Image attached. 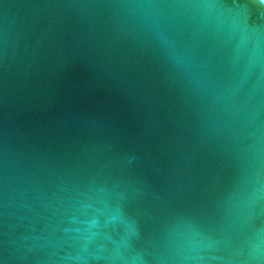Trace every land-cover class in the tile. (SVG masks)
Masks as SVG:
<instances>
[{
	"label": "water",
	"instance_id": "1",
	"mask_svg": "<svg viewBox=\"0 0 264 264\" xmlns=\"http://www.w3.org/2000/svg\"><path fill=\"white\" fill-rule=\"evenodd\" d=\"M0 264H264V3L0 0Z\"/></svg>",
	"mask_w": 264,
	"mask_h": 264
},
{
	"label": "snow or ice",
	"instance_id": "2",
	"mask_svg": "<svg viewBox=\"0 0 264 264\" xmlns=\"http://www.w3.org/2000/svg\"><path fill=\"white\" fill-rule=\"evenodd\" d=\"M261 3H264V0H260Z\"/></svg>",
	"mask_w": 264,
	"mask_h": 264
}]
</instances>
